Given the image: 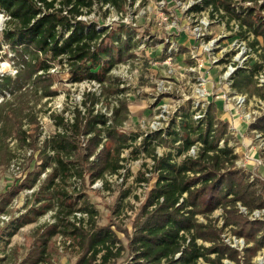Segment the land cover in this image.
I'll return each mask as SVG.
<instances>
[{"label": "trees", "instance_id": "1", "mask_svg": "<svg viewBox=\"0 0 264 264\" xmlns=\"http://www.w3.org/2000/svg\"><path fill=\"white\" fill-rule=\"evenodd\" d=\"M95 4L122 11L127 0H0V13L10 18L3 39L22 68L15 78L0 79V97L12 98L0 103V167L14 158L9 150L10 139L18 140L21 148L30 146L23 123L28 119L34 123L36 117L26 114V99L29 93L38 99L56 95L48 76L55 63L69 68L74 83L104 84L115 68L135 57L139 43L133 32L122 27L111 31L79 20L92 14ZM248 4L251 5L245 6ZM210 8L212 17L221 13L228 25L238 26V36L243 40L253 38L250 46L258 48L256 52L261 53L264 62V0H202L192 11L201 13ZM251 64L235 74L232 88L241 95L264 99V89L258 87L256 80L264 65L257 61ZM117 90L107 93L115 94ZM92 98L87 96L86 114L78 110L74 123L66 124L63 118L56 117L62 132L41 150L42 169H50L51 173L34 193V202L12 235L49 212L55 213V223L41 230L36 246L21 264H51L56 251L53 240L59 235L81 239L76 264H119L125 251L129 258L120 264H224V260L252 264L264 249V220L249 217L264 210V195L258 183H251L247 175L233 169L238 155L225 140L227 125L218 126L220 120L213 106L202 120H195V110L181 112L171 130L145 135L141 148L135 150L152 158L157 179L127 246L110 225H97V212L84 193L87 178L91 185L102 182L105 189L110 188L107 177L121 176L123 150L134 146L140 135L125 136L119 132L128 114L125 104L109 119L95 114L92 107L96 99ZM253 128L264 132V118ZM223 140L225 143L220 146ZM163 146L173 152L160 157L157 149ZM194 148L199 149L196 157L189 155ZM37 180L38 177L17 188L25 191ZM76 183H82L83 189L69 190ZM18 189L1 197L0 215L8 213ZM239 205L248 214L242 213ZM219 210L224 211L222 228L214 223H200L197 218L209 220ZM78 214L86 215L91 232L85 231L83 220L77 225L81 222ZM227 228L237 239L244 240L243 251L224 242L222 236Z\"/></svg>", "mask_w": 264, "mask_h": 264}, {"label": "rangeland", "instance_id": "2", "mask_svg": "<svg viewBox=\"0 0 264 264\" xmlns=\"http://www.w3.org/2000/svg\"><path fill=\"white\" fill-rule=\"evenodd\" d=\"M200 1L127 0L122 11L95 4L92 14L80 17L79 20L111 31L122 27L133 32L139 47L134 52L135 57L115 68L104 84L89 81L74 83L69 68L55 63L48 76L52 79L51 91L56 95L38 99L29 93L26 114L33 113L36 122L25 120L22 129L27 132L30 146L21 148L18 140L8 141L14 158L0 167V202L7 191L18 189L20 184L32 182L37 177L38 180L31 190L18 189V196L8 205V213L0 215V264H21L36 246L41 230L54 225L55 213L49 212L36 223L20 227L12 235L17 223L23 221L22 217L34 202V193L39 191L51 173L50 169H42L41 150L47 141L62 132L56 117L63 118L66 124L74 123L78 110L86 114L84 104L88 95L96 99L92 98L95 105L91 106L95 114L109 119L125 104L128 114L119 132L125 136L140 135L134 146L123 150L121 158L124 161L121 164L124 169L120 172L121 176L107 177L110 188L105 189L102 182L91 185L87 178L84 191L97 212V225H110L125 247L128 237L134 234L135 224L142 219V208L157 179L152 158L144 151L135 153V150L141 148L145 135L154 130H171L181 112H206L209 107H215L220 120L218 126L219 123L227 125L225 140L238 155L233 169L247 175L251 183H258L257 187L264 195V132L253 128V124L264 118V99L241 95L232 88L235 74L250 68L252 57L258 56L261 62L262 59L260 54H249L246 45L239 42L242 38L235 31V25H228L226 19L221 18V13L212 17V8L201 13L193 12L192 9ZM6 28L5 23L0 22V79L7 76L15 78L22 69L21 63L4 42ZM251 42L253 39L246 44ZM248 56L251 58L247 63ZM239 65L243 68L237 70ZM116 89L118 93H107V90ZM239 95L247 97L246 105H239L236 98ZM10 99L9 95L6 98L1 96L0 103ZM170 152H173L172 148L166 146L157 149L160 157ZM78 187L83 189L84 185L76 183L69 190ZM239 210L248 214L241 205ZM223 215L224 211L219 210L209 217L210 221L203 216L197 218L200 223H214L222 228ZM77 217L81 221L77 225L80 226L83 220L85 231L91 232L86 215L78 214ZM249 218L264 220V210L255 211ZM71 219L75 221L73 217ZM222 238L231 247L243 251L244 240L233 236L231 228L225 230ZM80 240L62 235L54 238L56 251L52 254L51 264H76ZM128 258L129 253L125 251L119 264ZM200 264L205 263L201 261ZM224 264L235 263L224 260ZM252 264H264V249Z\"/></svg>", "mask_w": 264, "mask_h": 264}, {"label": "built area", "instance_id": "3", "mask_svg": "<svg viewBox=\"0 0 264 264\" xmlns=\"http://www.w3.org/2000/svg\"><path fill=\"white\" fill-rule=\"evenodd\" d=\"M198 4H202V0L198 3ZM248 5H251V4H248ZM210 11H212V10H210ZM10 18L6 15V14H4V13H0V22H3V23H5V25L7 24V22H8V20H9ZM235 25V24H234ZM235 31H237V33L239 34V27L238 26H236L235 25ZM251 39H253V38H251ZM251 39H249V40H243L242 39V41H239V42H241V43H244L245 45H246V47L248 48V50H249V54H251V56H253L254 54H261L260 52H256V50L258 49H254V48H252L250 45H247L246 44V42H250V40ZM252 43V42H251ZM250 43V44H251ZM249 58H251V57H249L248 56V60H247V63L249 62ZM258 56L257 57H252V61H257V62H259L260 64H263L264 65V62L262 61H259L258 60ZM241 68H243V65H239L238 66V68H237V70L238 69H241ZM256 80H257V85H258V87H260V88H263L264 89V69L258 74V76L256 77ZM236 98H238V103H239V105H246V103H247V97L246 96H236ZM205 117V112H202V111H197L196 113H195V120H202L203 118ZM158 130H154V132H157ZM153 132V133H154ZM196 150H197V148H194V149H192V151L189 153V155L190 156H193V157H196V155H197V152H196ZM236 247V246H235Z\"/></svg>", "mask_w": 264, "mask_h": 264}]
</instances>
